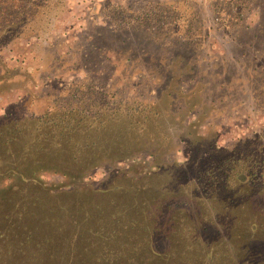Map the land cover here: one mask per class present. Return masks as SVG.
I'll return each instance as SVG.
<instances>
[{
	"label": "rangeland",
	"instance_id": "rangeland-1",
	"mask_svg": "<svg viewBox=\"0 0 264 264\" xmlns=\"http://www.w3.org/2000/svg\"><path fill=\"white\" fill-rule=\"evenodd\" d=\"M47 2L0 43V212L46 218L5 264H264L222 164L264 151V0Z\"/></svg>",
	"mask_w": 264,
	"mask_h": 264
},
{
	"label": "trees",
	"instance_id": "trees-1",
	"mask_svg": "<svg viewBox=\"0 0 264 264\" xmlns=\"http://www.w3.org/2000/svg\"><path fill=\"white\" fill-rule=\"evenodd\" d=\"M226 2L230 8L236 7L237 5L232 3V6L230 1ZM48 3L47 0H0V43L6 41L8 36H22L28 34V31L31 29L30 24H28L29 21H31L30 19L34 18V16L40 11L44 10ZM216 6H220L222 9L226 8L221 2L216 3ZM223 21L227 24H233L236 20H234V18H224ZM70 118L72 120V115ZM263 155L264 151L260 157L253 152H249L245 155H239L238 153L236 155L227 154L222 158V164L234 167V174H225L224 180L229 181V177L231 180L236 181L234 175H237L236 177H240L241 179L247 174L250 182L259 180L264 183ZM28 203L29 198H23L14 211L15 213L8 210L9 208L0 212L1 264H5V261H7V258L12 255L14 249H21L22 244H27L33 240L36 224L32 221L39 224L41 223L42 229L41 221L46 218H41L40 213H37V215H29L30 211L25 210ZM27 212L28 214H26ZM11 217L13 218V221H11ZM28 259L29 257L23 260L27 261Z\"/></svg>",
	"mask_w": 264,
	"mask_h": 264
}]
</instances>
